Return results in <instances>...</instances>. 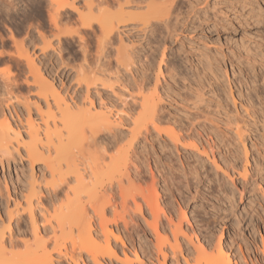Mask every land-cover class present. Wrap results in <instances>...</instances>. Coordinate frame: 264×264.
<instances>
[{
  "label": "rangeland",
  "instance_id": "obj_1",
  "mask_svg": "<svg viewBox=\"0 0 264 264\" xmlns=\"http://www.w3.org/2000/svg\"><path fill=\"white\" fill-rule=\"evenodd\" d=\"M57 1V3L52 1L50 3L49 0H0V100L3 98V102L5 101L0 108L5 110L7 108L4 106L10 107L11 103L18 108L16 110L20 111L18 114L21 120H24L23 116L26 113L23 114L21 111L24 106L23 101L35 98L34 90L32 91L34 87L31 85L29 59V61L33 60L36 67L38 65L39 72L46 78L53 77L51 82L55 83L56 88L68 102H78L84 98L83 100L88 103V99L92 98L98 104L101 99L102 102L113 106L112 116L120 108H126L125 110L132 113L137 112L138 106L131 103V97L137 93L133 90L135 84L140 83V86L146 87L144 88L146 95L155 91V95L152 96L156 97L160 133L148 123V130H141L142 134L138 135L131 147L130 154L133 156L130 155L132 158L130 160L135 161V166H138L139 177L134 178V174L131 175L134 183L127 187L126 196L138 195L141 191L145 194L150 193L154 177L157 182L155 188L160 197L161 210L165 208L167 211L165 209L163 211L167 215L172 212L170 215L173 219L174 213L176 219L179 216L176 213L179 209L177 207H182L188 217L187 221L182 220V226L185 229L187 227L186 232L191 230L188 234L191 232L198 234L197 238H195V233V235L190 234L193 239L195 238V242L196 239L202 241L204 237L203 243L209 240L213 241L212 243L220 241L225 249L230 247L231 257L239 264L241 261L242 264L246 263L245 260L248 261V259L255 264H264V244H262L264 240V0H138L140 3L142 1L140 5L144 8L140 9L136 6L137 4H132L133 8L131 5L130 8L126 6L124 10L132 14L127 11L128 14L125 12L126 15L121 18H119L120 10L116 2L108 0L109 5L106 3L101 5L100 7L103 8L100 10L96 8V3H93L92 10L95 9L93 12L97 13V9L98 14H102L104 19L112 18V21H116L118 18H123L127 20L125 21L128 26H122L123 28L120 27V29H124L128 36L122 31L119 33L129 49L125 48L128 51L134 50L135 55L139 53L133 59V67L127 72L125 70L120 72L115 68V49L112 47V51L109 52L110 68L107 59H104V64L101 62L102 66H107H103L107 70L105 71L102 66L99 67L103 69V75L109 77L108 79L104 77V81L111 79L106 83H111L113 86L110 85L108 89L107 84L101 87V84L97 82L96 88L91 86L88 94L85 93L84 83L77 85L75 72L81 66L86 67V65L90 68H98L99 63L95 64L97 61L95 48L99 43L97 38L100 33L99 28L95 24L91 29L81 28V18L91 11L90 4H85V0ZM65 2L74 5L79 11L76 12L68 5L60 10L57 16L59 18L56 23L57 29L49 15L54 17V8H58ZM148 2L152 9H162L172 3L169 5L171 6L170 13L165 15L167 20L164 18L166 25L163 23V26L158 21L160 24L158 22L155 24L152 33L146 31V34L149 33L146 38L145 34L140 38L139 34L142 33H136L138 37L135 36L137 31L132 34L130 31V33L126 32L130 29L132 22L136 23L150 16L145 13L151 9L147 7ZM81 37L85 41L86 49L81 43ZM116 39L117 42L114 40V45L115 43L120 45L118 38ZM111 74L114 75L111 76ZM115 74L119 77V81ZM3 76H6L4 77L6 80L7 76L9 78L14 76L11 79L12 84L13 79L16 78L15 82L17 81L13 87H10L11 89L6 91L5 84L2 82L6 80ZM139 79L143 84L140 81L136 82ZM138 86H136L137 89ZM123 87L124 89H121ZM111 88L122 96L116 93V96L113 95L115 91L112 92ZM95 89L99 91V93L97 91L98 94L95 93ZM249 92L252 96L251 102L246 96ZM7 98L9 101H6ZM123 99H126L127 105ZM80 105L81 108L84 107ZM31 116L33 118L37 116L34 108L31 109ZM116 118L117 116H114L113 119L116 120ZM171 127L175 128L173 130H176L180 142L185 143V147L176 139L173 140L178 146L174 141H170L171 138L165 137V132ZM20 130L24 133L22 127ZM190 141H195L198 149L203 145L208 150V157L204 154L201 156L200 149L191 148L193 146L187 143ZM78 150L75 145L71 150L72 154L76 155L79 153ZM195 150H198L200 155ZM19 152L22 157H18L21 158H18L16 154H14L15 157H9V174L4 175L10 195L8 196L9 201L6 199L7 192L1 176L2 171L6 169L0 170V194L2 193L0 229L6 230L7 238L9 237L7 227H10L12 229L10 232H13L12 236L23 241L34 237L31 234L33 229L29 223V215L26 211L22 213L23 210H20L19 206L18 213L22 220L16 227L15 218L10 220L7 210L15 211L17 204L14 206V203L19 199L18 197L28 191L29 174L38 171L39 163H35L31 171V166L23 157V149L20 148ZM80 156H78L79 159ZM102 180L100 190L110 185L109 179L104 177ZM39 185L42 187L43 183ZM104 186L106 187L103 188ZM111 193H113L110 194L113 195L111 200L115 199L116 204H120V193L115 190ZM39 194L33 199L34 203L37 197L39 201L41 200L39 203L41 206L34 204V217L36 216L39 234L42 235L46 233H43V228L41 229L43 225L49 228V225L54 224V219H49L51 216L48 217V215L54 209V205L55 208L59 207L61 200L54 203L53 199L51 201L45 199L48 198L45 192ZM177 202H180V205ZM38 206L41 210L37 209ZM120 208H117L119 212L122 211ZM131 211L125 213L128 222L126 226L120 219L116 221V224L112 221L108 222V226L125 241L126 246L123 247L116 242L120 257L123 258V253L126 251V254L133 260L134 250L138 249L140 241L145 240L146 237L141 227L144 223L141 219L143 217L139 212L134 214V210L131 209ZM143 212L144 217L151 219L145 206ZM112 213V207L111 209L108 207L105 212L106 217L112 218ZM128 214L133 216L132 220ZM47 218L52 223H48ZM188 221L191 222V227L187 225ZM92 226L98 231V239L103 243L104 233L99 230L95 220ZM117 228L119 230L115 232ZM49 230L44 236L42 235L45 240L52 237L51 229ZM134 230L137 231L134 232ZM99 232L102 234L99 235ZM56 234L60 235L58 229ZM149 237L146 243L151 245L149 241L151 236ZM52 240L48 241L47 248L52 253L53 261L59 264H72L68 258L70 243L67 244L68 257L60 258L52 249L54 246ZM110 240L113 244L115 243L111 236ZM21 245L14 250H22ZM72 253L73 255L76 253L75 256H77L78 252L71 251V255ZM242 254L246 258L244 261L243 256H240ZM80 255L84 260L86 259L87 264H92L84 251H81ZM192 258L195 259L194 256ZM193 259H189L190 264H198L197 259ZM204 260V257L200 259L199 264H204ZM133 261L135 264L136 261ZM54 262L53 264H56ZM113 263L122 262L116 261L115 263L114 261Z\"/></svg>",
  "mask_w": 264,
  "mask_h": 264
},
{
  "label": "bare ground",
  "instance_id": "obj_2",
  "mask_svg": "<svg viewBox=\"0 0 264 264\" xmlns=\"http://www.w3.org/2000/svg\"><path fill=\"white\" fill-rule=\"evenodd\" d=\"M49 1L50 3L58 2L57 0ZM93 1L94 0L84 1L85 4H90L89 7L91 6V11L88 15L81 18V28L91 29L93 24L97 25L99 28L100 33L99 36L97 35L99 43H97V48H95V58L97 59V61L94 60L96 61L95 64L99 63L97 65L98 68H90V66L87 67L86 65V67L81 66V68H79L75 72L76 80L78 82L77 85L84 83L86 88L85 93L87 94L89 92V88L91 86L95 87V84L97 82L101 84H99L101 87H104V85L107 84L106 86L108 87V89L110 88V85H112L111 83H106L109 82L111 79L109 81L106 80V82L104 81L105 78H107L108 76L105 77V74L103 75V69L100 68L102 64H104V59H107V62L110 61L109 52L112 51V47L113 49H115V57L113 55L115 59H113L116 64L115 68L118 71L121 72V70H125V72H127L133 67V59L136 58V55L139 52H136L137 54L135 55L134 50H127L129 48L126 47L127 44L125 45V42H123L124 40L122 39L123 37H121V34L119 33L122 31V33L128 36V33H125L124 29H120V27L122 26H128L126 23L127 20L119 18L126 15V13L128 14L129 11L127 10V12L124 10L126 9V6L129 7L131 5L132 7V4H137L136 6L140 9L144 8L142 7V5H140L142 1L140 3V1L138 2V0H112L118 4L120 10V14L118 13L120 16L118 20L112 21V18L110 20H106L103 18L102 14H98V10H100L101 5L105 3L109 5L108 0H96V2ZM93 3H96V8L98 7V10L96 9L97 13L93 12V10L95 9L92 10V8H94ZM170 4L172 3H169L168 6L166 5L167 7L164 6L165 8L163 7L162 9H152V7H150L151 4L148 2L147 7H150L151 9L149 8L150 11L145 13H147L148 15L150 14V16H148V18H145V20L142 19L143 22H141L142 20L139 22L136 21V23L132 22L133 24H131V27H129L130 29H127L126 32L130 31L132 34L137 31L135 32V34L142 33L139 34L140 38H142L144 34L146 38L149 35V33H147L148 35L146 34V31L151 32L158 21H160L162 25L163 23L165 24V21L167 20V17H165V15L170 13ZM67 5L68 7L70 6L72 9H74L76 12L79 11L77 10V7H74V5H70L66 2L64 4L59 5L58 8H54V17L52 15L49 16H51V20L53 19L52 21L54 22L57 29L58 26L56 25V23L59 19L57 17L59 14L58 12L64 9ZM164 18H166V20H164ZM135 36H137V34ZM116 38H118L120 45L116 43L114 45V40L115 42H117ZM81 39V43L84 46L85 41L82 37ZM84 48L86 49L85 46ZM29 60L28 63L30 64L31 62V64L29 65L31 74V85H33L34 87L32 91L34 90L33 94L35 95V98L33 100L31 99L32 101L25 98L27 100L23 101L22 105L24 106L23 110L21 109V111L23 114L26 113L25 116H23L25 117L24 120L22 119L25 122L22 123L23 121L21 120L18 114V112L20 111L16 110L18 108H15L13 104L10 103V107H7L6 105L4 106L8 110L0 108V170L6 169V171H2L1 175L4 179V175L9 174V157H15L14 154H16L17 157H22L21 153L19 152L20 148L23 149V157L27 160L29 166H31V171H33L32 169H34L33 166L35 165V163H39V166L37 167L38 173L32 172V174H29V181H26L29 184V186L27 185L28 191L26 193L24 192V194L21 193L23 195L18 197L19 199L16 198L17 201L15 203L13 202L14 206L15 204H17L15 206V211L7 210V214H9L8 218L10 220L15 218V222L17 225L16 227L19 226L18 223L22 220L21 215L18 213L19 208L21 207L20 210H23L22 213L26 211L29 215V223L32 225L30 226L33 229V231L31 229L32 233H30L34 237H32V239L30 240H28V238L26 240L22 239L23 241H20L19 238L16 239L13 237L14 235L12 236L13 232H10L11 228L7 227L9 235V237L7 236V239L5 233L6 230L4 231L0 229V264H53L54 261L52 259V253L50 249L47 248V243H49L48 241L50 239H53L52 243L54 245V248L52 247V249L54 250V252L57 253V256H59L60 258H63V256H67L70 252L69 257H67L71 260L72 264H87L85 262L86 259L84 260L80 255L81 251H84L87 254V257L89 258L88 260L92 261V264H114V261L115 263L116 261L122 262L120 264H134L133 260L136 261L135 264H168V261L169 264H190L189 259H193V256L195 258L193 260L197 259L196 263L198 261V264L199 260L203 257L205 259L204 264H239L238 262H236V259H233L231 257L232 253L231 255L229 253L230 247L228 249L226 246L227 249H225L220 241L212 243L213 241L211 242V240H209V243H203L202 241L205 238L203 235L204 238L202 239V241L196 239L195 242L194 240L195 238H197L198 234H196V232H191L188 234V232H190L191 230H188V232H186L187 227L184 226L186 227L185 229L182 226V220L185 219L187 221L188 219V217L186 216V212L182 209V207H177V209H179H176L177 212H175L178 213L179 216L176 214L178 216V218L176 219L174 213L173 219L170 215L172 212L167 215L163 211L165 208L161 210V206L159 204L160 197L157 194L158 190H156L155 188V184H157V182L154 180V177H151L152 191L150 193L145 194L143 191H141L138 195H131L129 197L126 196L127 194L125 191L127 187L133 185L134 183V180L131 179V175L134 174V178L137 176L139 177V172L137 170L138 166H135V161L130 160L132 159L130 158V155H132L130 154L131 147H133V144L137 140L138 135L142 134L141 130H148V123L153 126L154 130H157L158 133H160V118L156 113V97L152 96L153 94L155 95V91H153V93H151L150 95L144 94V88L146 89V87L140 86L141 84L139 83V81L141 79H139L138 81L136 80V82H138L140 85L138 84V86L137 84H135V88H131L133 90H136L137 92L136 95L131 97V103H134L135 106H138L136 110L137 112H135L137 114L125 110L126 108H120V110H118L117 112L118 114L113 111L115 113L114 116H117L116 120H114V116H112L111 113L113 106L108 105L106 102H102L100 98V100H98L101 102L98 101V104L97 102L95 103L92 98L88 99V103L83 100L84 98L81 99L82 101L68 102L66 98L61 95L59 89L56 88V85H54L55 83L53 84V82H51L53 77L50 78L51 80L46 78V76L39 72V69L37 68L38 65L36 64V67L33 63V60ZM108 65L110 68V62L108 63ZM106 70L107 68L105 69V71ZM112 75L114 74H111V76ZM4 77L6 76H3V79L6 80ZM115 77H117L116 74ZM8 78L9 77L7 76V82L2 81L5 84V91L9 90V88L13 87V84L17 82H15V78L13 79L14 83L12 84V78ZM117 78L119 81V77ZM136 86H138V89ZM113 89L114 88H111L112 92L115 91ZM121 89H124V87ZM94 91L96 94L99 93L97 89H95ZM116 92L117 91L112 94L115 96L116 94H120ZM246 96L249 98V100H247L251 102L252 96L250 92ZM9 98L11 97L9 96ZM116 98L118 99V97ZM2 99L0 100V106H2L5 102H3ZM7 100L9 101L8 98L6 99V101ZM125 102L127 105V101ZM80 104L86 107L81 108ZM31 106L34 108V111L37 114L35 118L31 116V109L33 110ZM122 106L123 105H121V107ZM6 110L8 112H6ZM20 127H22L24 133H22ZM171 128L169 129L170 131L167 130L165 132V137L171 138L172 140H169L171 142L174 141V143L175 140L173 139H176L177 142L181 143V145L183 144V146L185 147V143L180 142V138L178 137L179 135L176 134V130H173L175 128ZM125 138L127 139V141H125ZM187 143L193 146L191 148L198 149L197 143H195V141H190ZM175 144L174 146L177 145ZM75 145L79 149V153H77L78 155H74L75 153L72 154L73 151H71L72 148L75 147ZM201 146L202 147L199 148L200 150L198 149L199 153L201 154V156L202 154H204L205 157H208V150L203 147V145ZM198 150L195 151H197L198 153ZM78 156H80V159L78 158ZM4 171L6 173H4ZM104 177L105 179H109L110 185L108 188L104 186L103 188H106L102 189V191L99 188L103 184L102 179ZM3 181L4 183L6 182L5 179ZM41 182L43 183L42 187L41 185H39V183ZM6 185L7 184L5 183L4 188L7 192V198L6 196L4 197L8 200L10 195L7 187L8 185ZM114 186H116V188H114ZM112 190L118 191L120 193L121 201L120 204L118 203L120 206L116 204V202L114 201L115 199H113L115 203L111 200L113 198V195H110L113 194L111 193L113 192ZM44 192L48 195V198H45L46 200L49 199L51 201L53 199L54 203L55 201L61 200V203L58 202L60 203L59 207L55 208L54 205V209L48 215V217L51 216L49 217V219H54V224L52 226L49 225V228H46L42 224L43 226L41 227V229L43 228V233H47L50 231L49 229H51V234L53 238L50 237L47 240L43 238L46 233L42 234V232L40 231L43 236L39 234V227L36 225L35 220L36 216L34 217V204L38 205L39 203H41V200L39 201L38 197L35 199L34 203V196L39 193L44 194ZM1 195L2 193L0 194V197ZM20 200H22L24 204H22ZM0 203H2L1 200ZM177 203L179 204L180 202ZM117 205L118 207H121V213L117 210ZM144 206L148 210L151 219L144 217ZM108 207L109 209H111L112 207L113 211L112 218L110 219H108L105 214L106 209ZM37 209L39 210L40 207L38 206ZM131 209L134 210V214H136V212H139L140 215L143 217L141 219H143L142 222H144L143 225L145 227L143 225H141V227L146 237H144L145 240L140 241V244L138 242V249L134 250V253L131 252L133 253L134 258H136H133V260L130 256H128V254H126V251L123 253V258L120 257L117 250L118 247H116V242H119V244L123 247L125 245V241L121 238L118 233H114V230L108 226V222L112 221L114 224H116V221L119 219L122 221L123 225L126 226L128 222L126 220L127 218H125V213H128L129 211L132 212ZM128 216L131 220L133 219L131 218L133 216H131L130 214H128ZM46 220H48V218ZM94 220L98 224L99 230L104 233L103 243L100 242V240L98 239V231L96 229H93L92 222H94ZM1 221L2 216L0 215V223ZM47 222L52 223L49 220ZM186 223H188L187 225L189 226L192 225L191 222L189 223V221ZM57 229L60 231V235L56 234ZM191 229L193 230V228ZM116 230L119 229H115V232ZM136 231L137 230H134V232ZM17 232L18 230L16 231V233ZM22 232L24 233V231ZM100 232L99 235L102 234ZM194 233L196 234V237L194 236L195 238L193 239V236H191L190 234ZM110 236L115 240L114 244L111 242ZM149 236H151V240H149L151 241V245L146 243V239H150ZM67 238L68 240H66ZM68 242L70 243L69 249L73 252H78L77 256H75L76 253L75 255H73V253L71 255L70 250L67 253ZM210 242L212 244H210ZM262 244H264V240ZM19 245L22 246V250H14V248ZM260 251H262V249ZM243 255L244 254L240 256ZM78 258H80V261H78ZM101 258L103 260H100ZM104 258L106 260H104ZM243 258L242 260L244 261L246 258ZM249 260L251 263H248ZM245 261L246 263L244 264H255V262L251 261V259ZM57 263L59 264V262ZM240 263L242 264V261Z\"/></svg>",
  "mask_w": 264,
  "mask_h": 264
}]
</instances>
